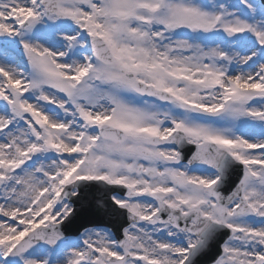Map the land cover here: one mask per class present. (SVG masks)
<instances>
[{
	"label": "snow or ice",
	"instance_id": "snow-or-ice-1",
	"mask_svg": "<svg viewBox=\"0 0 264 264\" xmlns=\"http://www.w3.org/2000/svg\"><path fill=\"white\" fill-rule=\"evenodd\" d=\"M0 264H264V0H0Z\"/></svg>",
	"mask_w": 264,
	"mask_h": 264
}]
</instances>
